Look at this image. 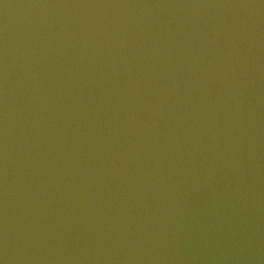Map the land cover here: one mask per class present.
Here are the masks:
<instances>
[{
	"label": "water",
	"instance_id": "water-1",
	"mask_svg": "<svg viewBox=\"0 0 264 264\" xmlns=\"http://www.w3.org/2000/svg\"><path fill=\"white\" fill-rule=\"evenodd\" d=\"M0 264H264V0H0Z\"/></svg>",
	"mask_w": 264,
	"mask_h": 264
}]
</instances>
